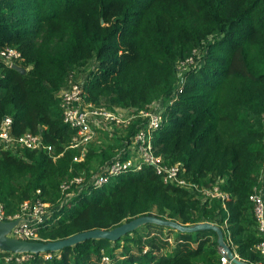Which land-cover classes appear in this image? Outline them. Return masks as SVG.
<instances>
[{
    "label": "trees",
    "instance_id": "obj_1",
    "mask_svg": "<svg viewBox=\"0 0 264 264\" xmlns=\"http://www.w3.org/2000/svg\"><path fill=\"white\" fill-rule=\"evenodd\" d=\"M7 47L20 53L22 73L0 61V120L12 118L14 136L40 134L56 159L0 145L6 216L36 199L54 207L38 225V242L154 216L214 224L228 243L226 221L231 251L247 264L260 260L255 247L261 237L248 199L264 169V0H0V50ZM196 48L203 62L184 75L178 91L176 63ZM83 73L86 100L108 110H142L176 90L153 134L154 153L165 165L181 164L191 182L228 193L226 210L219 200L204 203L164 184L147 166L62 204V182L89 179L140 125L135 119L114 126L120 138L91 143L83 161L73 162L79 154L69 148L75 131L62 121L57 94L70 76ZM162 229L146 224L115 242L86 240L60 250L59 258L43 261L35 254L23 264H103V258L111 264H219L212 230L175 231L171 244Z\"/></svg>",
    "mask_w": 264,
    "mask_h": 264
},
{
    "label": "built area",
    "instance_id": "obj_2",
    "mask_svg": "<svg viewBox=\"0 0 264 264\" xmlns=\"http://www.w3.org/2000/svg\"><path fill=\"white\" fill-rule=\"evenodd\" d=\"M20 60L21 56L17 50L9 47L0 50V61L5 66L12 68L14 65L17 66ZM201 62L203 61L200 48H196L190 56L176 63L175 89L179 91L184 84V75L189 70L197 67L199 63L201 64ZM84 81V73L79 77H75L73 74L72 77H69L68 85L57 94L59 107L62 111V121L71 130L75 131L69 148L77 150L79 154L73 158V162L79 163L83 161L89 145L95 141L100 131L108 130L111 133L114 131V126L122 125L127 127L135 119H140V125L137 127L136 133L130 138V143H123L124 149L104 165L98 167L97 171L89 179L84 175H78L62 182L59 186L60 192L64 196L62 204L83 191H88L91 188H100L111 178L128 171H139L143 166H147L153 168L155 174L161 178L164 184L183 188L194 198L204 203L211 200H219L223 209H225V202L230 199L228 193L221 191L217 185L204 187L191 182L185 176V169L181 164L165 165L162 158L154 153L152 145L153 134L162 123L165 109L176 99V90L169 98L155 99L142 110L128 108L108 110L103 105L97 106L86 100L87 96L83 87ZM262 118L264 121V115ZM0 145L4 151L12 153L20 152L23 149L43 151L52 159H56V156L53 155L52 146L45 144L40 134L26 132L20 136H14L12 133V118L10 116H5L0 120ZM259 181L260 185L253 187L248 200L251 204V214L261 237V241L255 247L260 255V260L255 264H264V169ZM52 208L54 207H50V204L36 199L34 202H23L19 205L18 211L14 215L6 216L4 206L0 203V222L17 220V224L10 230L8 237L20 241L38 242V225L43 223L48 217ZM223 229L226 230L228 241V243H224L230 248L231 242L226 221H224ZM232 252L234 258L245 262L234 251ZM38 254L41 255L43 261H50L53 257L59 258V255L53 252ZM218 254L219 264H233L228 259L225 251L219 246ZM34 256L35 253L30 252L13 253L0 251V261L6 264L10 262L14 264L27 263ZM102 262L109 264L107 258H103Z\"/></svg>",
    "mask_w": 264,
    "mask_h": 264
},
{
    "label": "water",
    "instance_id": "obj_3",
    "mask_svg": "<svg viewBox=\"0 0 264 264\" xmlns=\"http://www.w3.org/2000/svg\"><path fill=\"white\" fill-rule=\"evenodd\" d=\"M12 68L18 71L19 73H22L21 67L14 65L12 66ZM16 224L17 220L0 222V251L13 253L30 252L35 254L44 252H59L60 250L66 247H71L78 243L91 239H106L111 242H115L122 236L138 229L143 225L154 224L158 226L167 227L182 233H193L201 230H212L217 236V245L225 251L228 259L233 264H247L243 261L234 258L233 252L224 243L222 230L218 226L210 223H199L191 226L181 225L178 222L172 220H162L154 216H140L132 219L129 222L123 223L122 225L115 227L112 230L96 229L92 231L78 233L66 239L52 242H27L8 237V233Z\"/></svg>",
    "mask_w": 264,
    "mask_h": 264
},
{
    "label": "rangeland",
    "instance_id": "obj_4",
    "mask_svg": "<svg viewBox=\"0 0 264 264\" xmlns=\"http://www.w3.org/2000/svg\"><path fill=\"white\" fill-rule=\"evenodd\" d=\"M91 67H90V69H91ZM101 132L102 131H100V133L98 134V137L95 139V141H96L95 145H97V146L98 145H101V146L105 145L106 143H108L110 141L111 138H113L115 136V134H116V138H120L122 136V132L120 130H116L114 133L113 132L109 133V131L107 130L106 131L107 134H108L107 137L103 136V134ZM152 232H154V231H152ZM155 232H157V231H155ZM175 235H176V233H175V230H173V229H170V228H167V227H166V229H162V236L163 237H167V236L170 237L169 243H171V244H173V240L175 238ZM170 250H171V248L167 247L165 249V251H163V253H168ZM53 253L56 254V255L59 254L58 251L57 252H53ZM116 253H119V250ZM103 264H105V263H103ZM109 264H111V263L109 262Z\"/></svg>",
    "mask_w": 264,
    "mask_h": 264
}]
</instances>
